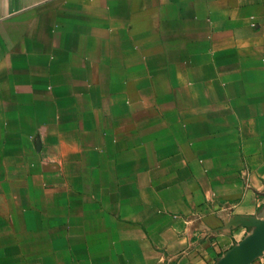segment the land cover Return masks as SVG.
<instances>
[{
    "label": "crops",
    "instance_id": "crops-1",
    "mask_svg": "<svg viewBox=\"0 0 264 264\" xmlns=\"http://www.w3.org/2000/svg\"><path fill=\"white\" fill-rule=\"evenodd\" d=\"M263 209L264 0H0V264H214Z\"/></svg>",
    "mask_w": 264,
    "mask_h": 264
},
{
    "label": "water",
    "instance_id": "water-1",
    "mask_svg": "<svg viewBox=\"0 0 264 264\" xmlns=\"http://www.w3.org/2000/svg\"><path fill=\"white\" fill-rule=\"evenodd\" d=\"M223 227L213 230L229 234L232 230L242 227L247 230L241 240L225 251L214 264H253L264 259V209L257 216H220Z\"/></svg>",
    "mask_w": 264,
    "mask_h": 264
}]
</instances>
